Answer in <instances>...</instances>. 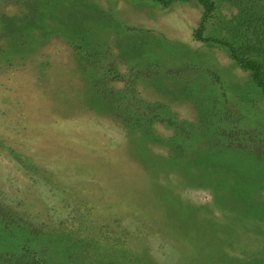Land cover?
<instances>
[{"label":"rangeland","instance_id":"rangeland-1","mask_svg":"<svg viewBox=\"0 0 264 264\" xmlns=\"http://www.w3.org/2000/svg\"><path fill=\"white\" fill-rule=\"evenodd\" d=\"M215 1L240 45L264 0ZM202 13L0 0V202L53 264H264V95Z\"/></svg>","mask_w":264,"mask_h":264},{"label":"trees","instance_id":"trees-1","mask_svg":"<svg viewBox=\"0 0 264 264\" xmlns=\"http://www.w3.org/2000/svg\"><path fill=\"white\" fill-rule=\"evenodd\" d=\"M153 1L160 3L163 7H169L174 2V0ZM198 1L202 5L203 13L198 27L194 31V38L197 41L226 46L231 58L237 61L242 68L251 72L253 81L264 95V11L258 12L253 9V11L248 12L249 15L246 20L247 37L238 45L229 39L205 34L208 22L214 15L217 5L215 0ZM0 29V55L2 54L0 58L9 65L11 62L8 49L10 42L7 39H9L10 32L4 27ZM24 44L25 42H21L19 46H24ZM31 229L30 224L21 218L15 210L0 202V264H53L49 247L44 244L41 246L39 243V238L44 234L39 231L40 235L33 233V229ZM42 242L44 243V240ZM70 255L74 258L77 256L75 252H71ZM104 264H112V262ZM128 264L160 263L150 258L130 260Z\"/></svg>","mask_w":264,"mask_h":264}]
</instances>
